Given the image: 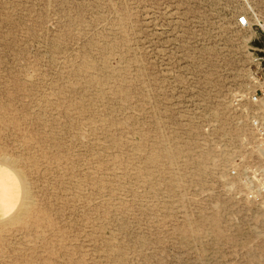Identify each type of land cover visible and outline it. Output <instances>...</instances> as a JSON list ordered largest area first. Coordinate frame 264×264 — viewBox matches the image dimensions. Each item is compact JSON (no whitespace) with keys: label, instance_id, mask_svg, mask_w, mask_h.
I'll use <instances>...</instances> for the list:
<instances>
[{"label":"rangeland","instance_id":"rangeland-1","mask_svg":"<svg viewBox=\"0 0 264 264\" xmlns=\"http://www.w3.org/2000/svg\"><path fill=\"white\" fill-rule=\"evenodd\" d=\"M262 84L264 0H0V264H264Z\"/></svg>","mask_w":264,"mask_h":264},{"label":"built area","instance_id":"built-area-1","mask_svg":"<svg viewBox=\"0 0 264 264\" xmlns=\"http://www.w3.org/2000/svg\"><path fill=\"white\" fill-rule=\"evenodd\" d=\"M246 23H241V20ZM241 28L251 26L247 14L239 15ZM249 100L257 108L251 115L241 117L235 123L246 131L243 136L231 140L226 164H219L227 189L249 209L264 214V84L249 94Z\"/></svg>","mask_w":264,"mask_h":264},{"label":"snow or ice","instance_id":"snow-or-ice-1","mask_svg":"<svg viewBox=\"0 0 264 264\" xmlns=\"http://www.w3.org/2000/svg\"><path fill=\"white\" fill-rule=\"evenodd\" d=\"M241 23H246L243 19L241 20Z\"/></svg>","mask_w":264,"mask_h":264}]
</instances>
